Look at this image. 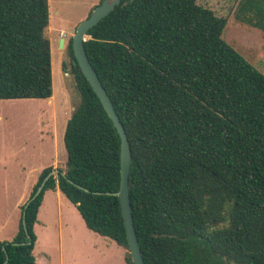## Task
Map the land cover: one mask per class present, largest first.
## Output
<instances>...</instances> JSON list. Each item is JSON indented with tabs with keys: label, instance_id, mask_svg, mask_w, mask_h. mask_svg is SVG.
Segmentation results:
<instances>
[{
	"label": "trees",
	"instance_id": "16d2710c",
	"mask_svg": "<svg viewBox=\"0 0 264 264\" xmlns=\"http://www.w3.org/2000/svg\"><path fill=\"white\" fill-rule=\"evenodd\" d=\"M244 10L264 31V0H242ZM49 18V0H0V100L53 95ZM227 22L198 0H121L87 32V55L131 144L146 264H264V73L225 40ZM73 74L80 103L64 133L66 169L26 208L30 238L21 215L14 239L0 241V264L6 252L7 264H36L34 226L57 186L134 264L119 197L107 194L120 188L121 138L79 65Z\"/></svg>",
	"mask_w": 264,
	"mask_h": 264
},
{
	"label": "rangeland",
	"instance_id": "374dc122",
	"mask_svg": "<svg viewBox=\"0 0 264 264\" xmlns=\"http://www.w3.org/2000/svg\"><path fill=\"white\" fill-rule=\"evenodd\" d=\"M241 1L198 0V3L227 18L225 40L264 73V31L243 20L246 10L240 16ZM100 2L49 0L52 23L46 29V36L50 40L56 72L55 97L48 99L50 101L0 100V200H5L6 196L10 209L21 193L30 195L38 179L36 170L54 162L57 164L55 168L52 166L54 169H66L64 133L68 120L80 103V94L73 88L75 77L69 68V48L67 44L60 48L58 42L64 37L67 43L73 37L76 26ZM67 71L72 82L65 76ZM52 190L45 191V200L34 226L37 235L33 251L36 264H126V250L112 239L89 230L76 205L64 195L63 199L58 198ZM11 213L0 218V223L4 225L0 236L6 237L7 241H11L17 229L10 220Z\"/></svg>",
	"mask_w": 264,
	"mask_h": 264
},
{
	"label": "water",
	"instance_id": "95a60500",
	"mask_svg": "<svg viewBox=\"0 0 264 264\" xmlns=\"http://www.w3.org/2000/svg\"><path fill=\"white\" fill-rule=\"evenodd\" d=\"M121 2V0H102L90 13V15L81 21L75 28V32L71 39L72 41V49L75 57V64H78L83 72L84 76L89 81L91 87L98 95L99 99L101 100L104 108L106 109L108 115L112 119L115 127L118 130V133L121 138V180H120V188L117 192H107V194H113L119 197L122 214L124 218V223L127 231L128 237V244H129V251L132 255V259L134 264H146L142 255V251L140 248L139 240L137 237L135 225H134V218L132 214V207H131V200H130V187H129V174L131 170V163H132V151H131V144L129 141L128 134L126 133L125 127L116 111V108L105 89L104 85L102 84L98 73L96 72L95 68L93 67L92 63L89 60L85 49V41H87L90 36L87 35L88 30L98 24L103 18L108 16L115 7ZM60 48L64 47V38L60 39ZM69 69V68H68ZM66 78L69 82L71 75L67 71L65 73ZM71 85V84H70ZM73 88L76 89L77 92V84L75 80V84ZM72 90V87H70ZM80 94V93H79ZM58 173V170L53 169L42 181V183L38 186L37 190L30 197L27 202L24 204L23 214H22V223L27 235L30 238L27 224H26V208L28 205L35 200L40 193L42 192L46 182L52 175ZM80 188H83L79 186ZM84 189V188H83ZM25 243V242H23ZM20 244V243H15ZM5 249V248H4ZM9 261V255L6 252V259L2 264H7Z\"/></svg>",
	"mask_w": 264,
	"mask_h": 264
},
{
	"label": "crops",
	"instance_id": "0c3cea01",
	"mask_svg": "<svg viewBox=\"0 0 264 264\" xmlns=\"http://www.w3.org/2000/svg\"><path fill=\"white\" fill-rule=\"evenodd\" d=\"M48 100V99H47ZM50 101V100H48ZM57 164H54L53 165H49V166H53L54 168L56 167ZM47 166V167H49ZM46 168V167H42V169H39V170H36L38 172V177H39V174L41 173V171ZM65 168H66V165H65ZM38 181V179H37ZM6 184V182L4 183V185ZM36 184V183H34ZM35 185L32 186V189L30 191V195H27L26 193H21L19 195V197L14 201V206L12 209H10L9 205H8V201H7V197L5 196V200H0V218H2L3 216L7 215L9 212H13L11 213L10 215L12 216L10 218V220H12L14 223H15V226H16V233L14 235V237L16 236L18 230H19V224H20V219H21V215H22V211H21V207L25 204V202L28 200V198H30L31 196V193L33 191V188H34ZM55 192V194L57 195L58 198L60 199H63V193L61 192V190L59 189V187L57 186L56 189L52 190ZM65 196V195H64ZM66 197V196H65ZM45 200V197L43 199V202ZM70 201V200H69ZM42 202V204H43ZM71 202V201H70ZM42 206V205H41ZM40 206V208H41ZM39 212H40V209H39ZM38 212V214H39ZM81 215V214H80ZM82 217V216H81ZM83 219V218H82ZM9 220V221H10ZM84 221V220H83ZM85 223V222H84ZM86 225V224H85ZM4 225L0 223V229L2 228L3 229ZM87 227V226H86ZM90 230V229H89ZM13 237V238H14ZM12 238V239H13ZM11 239V240H12ZM4 240H8L6 237H3V236H0V241H4Z\"/></svg>",
	"mask_w": 264,
	"mask_h": 264
},
{
	"label": "flooded vegetation",
	"instance_id": "af4514ba",
	"mask_svg": "<svg viewBox=\"0 0 264 264\" xmlns=\"http://www.w3.org/2000/svg\"><path fill=\"white\" fill-rule=\"evenodd\" d=\"M64 38V37H63ZM72 39V38H71ZM71 39H69L68 41H67V43H66V39L64 38V47H65V44H67V47L69 48V53H70V56H71V62H70V70L72 71V73H73V67L75 66L76 67V65H78V64H75L74 63V61H75V57H73L74 56V53H73V55L71 54V46H72V41H71ZM60 43V40H59V42H58V44ZM63 47V48H64ZM68 69V68H67Z\"/></svg>",
	"mask_w": 264,
	"mask_h": 264
},
{
	"label": "bare ground",
	"instance_id": "6f19581e",
	"mask_svg": "<svg viewBox=\"0 0 264 264\" xmlns=\"http://www.w3.org/2000/svg\"><path fill=\"white\" fill-rule=\"evenodd\" d=\"M51 23H52V19H51V16H50L49 27L51 26ZM52 61H53V60H52ZM55 75H56V72H55V70L53 69V62H52V76H53L54 91H53V95L49 98L50 100H53V99H54V97H55V93H56V90H55Z\"/></svg>",
	"mask_w": 264,
	"mask_h": 264
}]
</instances>
